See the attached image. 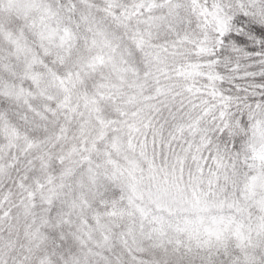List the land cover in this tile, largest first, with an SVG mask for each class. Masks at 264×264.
<instances>
[{
  "label": "snow or ice",
  "instance_id": "obj_1",
  "mask_svg": "<svg viewBox=\"0 0 264 264\" xmlns=\"http://www.w3.org/2000/svg\"><path fill=\"white\" fill-rule=\"evenodd\" d=\"M0 264H264V0H0Z\"/></svg>",
  "mask_w": 264,
  "mask_h": 264
}]
</instances>
